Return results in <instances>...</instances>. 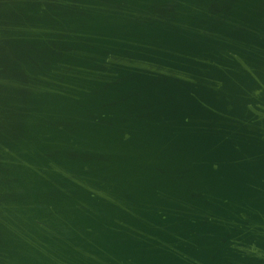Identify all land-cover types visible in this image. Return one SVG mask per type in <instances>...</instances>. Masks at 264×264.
<instances>
[{"label":"water","instance_id":"obj_1","mask_svg":"<svg viewBox=\"0 0 264 264\" xmlns=\"http://www.w3.org/2000/svg\"><path fill=\"white\" fill-rule=\"evenodd\" d=\"M0 264H264V0H0Z\"/></svg>","mask_w":264,"mask_h":264}]
</instances>
